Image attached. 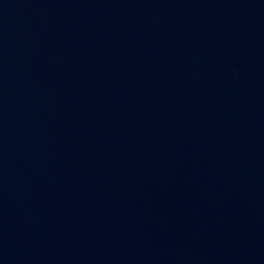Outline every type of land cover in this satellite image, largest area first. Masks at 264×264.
Segmentation results:
<instances>
[{
  "label": "water",
  "instance_id": "95a60500",
  "mask_svg": "<svg viewBox=\"0 0 264 264\" xmlns=\"http://www.w3.org/2000/svg\"><path fill=\"white\" fill-rule=\"evenodd\" d=\"M0 264H264V0H0Z\"/></svg>",
  "mask_w": 264,
  "mask_h": 264
}]
</instances>
